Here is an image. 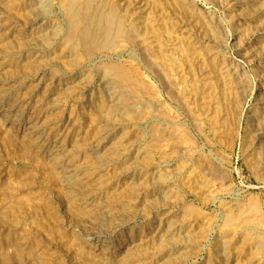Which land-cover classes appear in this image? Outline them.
<instances>
[{
    "label": "rangeland",
    "instance_id": "1",
    "mask_svg": "<svg viewBox=\"0 0 264 264\" xmlns=\"http://www.w3.org/2000/svg\"><path fill=\"white\" fill-rule=\"evenodd\" d=\"M66 1L0 0V102L66 129L78 162L98 155L102 173L80 203L0 121V264H264V148L253 130L264 113L251 117L264 99V0H94L120 29L90 53L66 40ZM35 69L44 82L28 98ZM84 229L101 235L100 249Z\"/></svg>",
    "mask_w": 264,
    "mask_h": 264
},
{
    "label": "bare ground",
    "instance_id": "2",
    "mask_svg": "<svg viewBox=\"0 0 264 264\" xmlns=\"http://www.w3.org/2000/svg\"><path fill=\"white\" fill-rule=\"evenodd\" d=\"M30 1V0H29ZM65 1V0H64ZM94 0H67L65 4H63V9L65 10V14L68 18L69 21V25H70V29H69V33L67 35L66 40H74L77 44H79L80 46H83V48L86 49V51L89 52L90 48L88 49V45H90L91 49H93L92 46H94L96 44L97 41H100L102 36L104 37V39L106 40L107 37H109L112 33H118L120 27H114L112 24V20L114 19V14H111L108 16L107 20L105 22H103V18L101 17V9H100V4L98 6H96L94 9L92 8V4L94 2H92ZM102 1V0H101ZM100 1V2H101ZM106 2V1H105ZM141 2V1H140ZM103 3V2H102ZM101 3V5H102ZM127 3V2H126ZM134 3V2H133ZM98 4V3H97ZM96 4V5H97ZM115 4V3H114ZM119 4V3H118ZM123 4V3H122ZM121 4V6H122ZM141 3H139L140 5ZM144 4V3H143ZM142 4V5H143ZM105 4H103L104 6ZM4 6V5H3ZM31 6V5H30ZM116 7V6H115ZM184 7V6H183ZM4 8V7H2ZM28 8V6H27ZM26 8V9H27ZM111 8V7H110ZM113 8V7H112ZM136 8V7H134ZM139 8V7H138ZM141 8V7H140ZM144 8V6H143ZM31 9V8H30ZM129 9V8H128ZM137 9V8H136ZM40 10V9H39ZM43 10V9H42ZM104 10V9H103ZM112 10V9H111ZM124 10V9H123ZM132 10V9H131ZM109 11V10H108ZM134 11V9L132 10ZM32 12V11H31ZM58 12V11H57ZM104 12V11H103ZM47 13V12H46ZM114 13V12H113ZM131 13V12H130ZM109 14V13H108ZM116 14V13H115ZM134 16H139L138 14H141V11L138 10L136 13H132ZM194 14V13H193ZM246 14V13H245ZM132 15V16H133ZM204 15V14H203ZM65 16V15H64ZM63 16V18H64ZM131 17V16H130ZM116 18V17H115ZM136 19V18H135ZM134 19V20H135ZM4 20V19H3ZM2 20V22H3ZM138 20V19H137ZM32 21V20H31ZM66 21V20H64ZM196 21V20H195ZM122 22V21H121ZM135 22V21H134ZM140 22V21H139ZM19 23V22H18ZM28 23V22H27ZM45 23H47L45 21ZM50 23V22H49ZM112 23V24H111ZM114 21V25H115ZM9 24V23H8ZM12 24V23H11ZM36 24V23H35ZM48 24V23H47ZM51 24V23H50ZM58 24V23H57ZM120 24V22H119ZM135 24V23H134ZM141 24V23H140ZM7 25V24H6ZM14 25V24H13ZM19 25V24H18ZM122 25V24H121ZM150 25V24H149ZM22 26V25H20ZM28 26V25H27ZM56 26V25H55ZM126 26V25H125ZM134 26V25H132ZM136 26V25H135ZM61 27V26H60ZM60 27H58L59 29H61ZM2 26H0V32H4L3 29H1ZM6 28V26H5ZM12 28V27H11ZM124 28V26H123ZM126 28V27H125ZM130 28V27H129ZM254 28V27H253ZM15 29V28H14ZM26 29V28H25ZM35 29V28H34ZM63 29V28H62ZM65 29V28H64ZM133 29V28H132ZM207 29V28H206ZM7 30V29H5ZM9 30V29H8ZM7 30V31H8ZM11 30V29H10ZM33 30V29H32ZM42 30V29H41ZM46 30V29H45ZM52 30V29H51ZM50 30V31H51ZM57 30V29H56ZM134 30V29H133ZM132 30V31H133ZM186 30V29H185ZM14 31V30H13ZM67 31V29H66ZM129 29V33L131 35L132 32ZM10 32V31H9ZM35 32V31H34ZM122 32V31H121ZM125 32V31H124ZM127 32V31H126ZM46 33V32H45ZM50 33V32H48ZM67 33V32H66ZM137 33V32H136ZM24 34V33H22ZM41 34V33H40ZM27 35V34H26ZM34 35V33H33ZM51 35V34H50ZM49 35V36H50ZM58 35V34H57ZM127 35V34H126ZM135 35V34H134ZM175 35V34H174ZM2 36H5L2 33ZM12 36V35H11ZM28 36V35H27ZM62 36V35H61ZM23 37V36H22ZM21 37V38H22ZM56 37V36H55ZM54 37V38H55ZM10 38V37H9ZM48 38V37H47ZM58 38V37H57ZM64 38V36L62 37ZM111 38V37H110ZM130 38V37H129ZM128 38V39H129ZM24 39V38H23ZM50 39V38H49ZM112 39V38H111ZM114 39V38H113ZM136 39L138 40V38L136 37ZM142 39V38H141ZM14 40V39H13ZM40 40V39H39ZM42 40V38H41ZM64 40V39H63ZM103 40V39H102ZM5 41V40H4ZM19 41V40H18ZM27 41V40H26ZM33 41V40H32ZM46 41V40H45ZM49 41V40H48ZM58 41V40H57ZM107 41V40H106ZM136 42V40H134ZM144 41V40H143ZM2 42V41H1ZM51 42V40H50ZM59 42V41H58ZM112 42V41H110ZM131 42V41H129ZM138 42V41H137ZM145 42V41H144ZM143 42V44H144ZM68 43H70L68 41ZM98 43V42H97ZM102 43H105L104 40ZM19 44V43H17ZM51 44V43H50ZM100 44V43H99ZM264 44V43H263ZM262 44V45H263ZM34 45V44H33ZM114 45V44H113ZM136 45V44H135ZM145 45V44H144ZM29 46V45H28ZM36 46V45H35ZM66 46V45H65ZM69 46V45H68ZM76 46V45H75ZM62 47V46H61ZM64 47V46H63ZM123 47V46H122ZM140 47V44H139ZM147 47V45H146ZM71 48V47H70ZM98 48V45H97ZM263 48V47H262ZM27 49V48H26ZM72 49V48H71ZM80 50L82 48H79ZM147 49V48H146ZM25 50V48H24ZM47 50V49H46ZM142 50V49H141ZM37 51V50H36ZM45 51V50H44ZM10 52V51H9ZM25 52V51H24ZM65 52V51H63ZM80 52V51H79ZM144 52V51H143ZM263 52V51H262ZM7 53V52H6ZM11 53V52H10ZM19 53V52H18ZM24 54V53H23ZM22 54V56H23ZM32 54V53H31ZM38 54V53H37ZM44 54V53H43ZM145 54V53H144ZM49 55V54H48ZM71 55V54H70ZM69 55V56H70ZM73 55V54H72ZM85 55V54H84ZM89 55V54H88ZM46 56V55H44ZM183 56V55H182ZM66 57V55L64 56ZM76 57V55H75ZM73 57V58H75ZM82 57V56H80ZM79 57V58H80ZM86 57V56H85ZM15 58V56H14ZM72 58V57H71ZM72 58V60H73ZM88 58V57H87ZM35 59V58H34ZM47 59V58H46ZM92 59V58H91ZM83 60V59H82ZM81 60V61H82ZM86 60V59H85ZM84 60V61H85ZM33 61V60H32ZM48 61V60H47ZM58 61V60H57ZM75 61V60H74ZM50 62V61H49ZM83 62V61H82ZM87 62V61H86ZM147 62V61H146ZM59 63V62H58ZM78 63V62H77ZM75 62V64H77ZM20 64V63H19ZM152 64V63H151ZM4 65V64H3ZM71 65V64H70ZM72 65H74L72 63ZM81 65V64H80ZM155 65V62L153 64V66ZM40 66V65H39ZM61 66V65H60ZM227 66V64H226ZM3 67V66H2ZM36 67V66H35ZM45 67V66H44ZM49 67V66H48ZM53 67V65H52ZM73 67V66H72ZM104 67V66H103ZM222 67V65H221ZM232 67V65H231ZM7 68V67H5ZM32 68V67H31ZM226 68V67H225ZM38 69V68H37ZM34 71V73L32 75H30L26 80V82L29 83V90H28V98L32 97L35 92H37L39 90V88L41 87V85L43 84V80L40 78L39 73L43 75V73L40 72V70ZM46 69V68H45ZM49 69V68H48ZM71 69V68H70ZM79 69V68H78ZM108 69V68H107ZM113 69V68H112ZM160 69V68H159ZM158 69V70H159ZM229 69V68H228ZM236 69V68H233ZM6 70V69H5ZM57 70V69H56ZM119 70V69H118ZM121 70V69H120ZM133 70V69H132ZM226 70V69H225ZM2 71V70H1ZM31 71V70H30ZM60 71V70H59ZM66 71V70H65ZM81 71V70H80ZM79 71V72H80ZM222 71V70H221ZM3 72V71H2ZM22 72V71H21ZM25 72V71H24ZM32 72V71H31ZM61 72V71H60ZM108 72V71H107ZM161 72V70H160ZM243 72V71H242ZM52 73V72H51ZM64 73V72H62ZM219 73V72H216ZM228 73V72H227ZM237 73V72H236ZM221 74V73H220ZM219 74V75H220ZM229 74V73H228ZM11 75V74H10ZM17 75V74H16ZM23 75V74H22ZM21 75V76H22ZM41 75V76H42ZM86 75V74H85ZM109 75V74H108ZM114 75V74H113ZM19 76V75H18ZM56 76V75H53ZM83 77V75H81ZM236 76V75H235ZM2 77V76H1ZM8 77V76H7ZM43 77V76H42ZM85 77V76H84ZM21 78V77H20ZM23 78V77H22ZM106 78V77H105ZM220 78V77H219ZM81 79V78H80ZM104 79V78H102ZM244 79V78H243ZM11 80V79H10ZM17 80V79H16ZM65 80V79H64ZM77 80V79H76ZM221 80V79H220ZM7 81V80H6ZM25 81V80H24ZM55 81V78H49V85L51 86ZM81 81V80H80ZM104 81V80H103ZM114 81V80H113ZM15 82V81H13ZM235 82V81H234ZM243 82V81H241ZM91 83V82H90ZM236 83V82H235ZM240 83V81H239ZM236 83V84H239ZM64 84V83H63ZM104 84V83H103ZM114 84V83H113ZM192 84V83H191ZM242 84V83H241ZM6 85V84H5ZM17 85V84H16ZM73 85V84H72ZM124 85V84H123ZM122 85V86H123ZM228 85V84H227ZM240 85V84H239ZM19 86V85H18ZM44 86V85H43ZM54 86V85H53ZM67 86V85H66ZM89 86V85H88ZM108 86V85H107ZM106 86V87H107ZM8 87V86H7ZM52 87V86H51ZM58 87V86H57ZM61 87V86H60ZM76 87V86H74ZM104 87V85H103ZM244 87V84H243ZM242 87V89H244ZM248 87V86H247ZM9 88V87H8ZM22 87L20 86V89ZM70 88V87H69ZM79 88V87H78ZM88 88V87H87ZM91 88V87H89ZM60 89V88H59ZM63 89V88H62ZM114 89V88H113ZM212 89V88H211ZM222 89V88H221ZM233 89V88H232ZM11 90V89H9ZM15 90V89H14ZM24 90V89H23ZM48 90V89H47ZM123 90V89H122ZM214 90V89H213ZM76 91V90H75ZM74 91V92H75ZM85 88L82 87L80 90V96H82L84 94ZM132 91V90H131ZM147 91V90H146ZM222 91V90H221ZM220 91V92H221ZM242 91V90H241ZM246 91V90H245ZM1 92V91H0ZM22 92V91H21ZM56 92V91H55ZM106 92V91H105ZM110 92V91H109ZM119 92V91H118ZM127 92V91H126ZM214 92V91H213ZM240 92V91H239ZM249 92V91H248ZM13 93V92H12ZM42 93V91L40 92ZM76 93V92H75ZM113 93V92H111ZM152 93V92H151ZM243 93V91H242ZM48 94H50L51 96V90L48 91ZM59 94V92H58ZM77 94V93H76ZM75 94V95H76ZM90 94V93H89ZM110 94V93H109ZM119 94V93H118ZM138 94V93H137ZM248 94V93H246ZM39 95V93H38ZM85 95V94H84ZM83 95V96H84ZM88 95V94H87ZM128 95V94H127ZM176 95V94H175ZM264 95V94H262ZM20 96V95H19ZM58 96V95H57ZM73 96V95H72ZM242 96V95H241ZM4 97V96H3ZM64 97V96H63ZM88 97V96H87ZM124 97V95H123ZM240 97V96H239ZM2 98V97H0ZM5 98V97H4ZM35 98V97H34ZM45 98V97H44ZM67 98V97H65ZM241 98V97H240ZM246 96L243 95L242 99H245ZM249 98V97H248ZM259 98V97H258ZM262 98V97H260ZM52 99V98H51ZM77 99V98H76ZM126 99V98H125ZM12 100V99H11ZM26 100V99H25ZM44 100V99H43ZM54 100V99H53ZM69 100V99H68ZM81 100L78 98V101ZM115 101L117 99H114ZM127 100V99H126ZM254 100V99H253ZM37 101V100H36ZM47 101V100H46ZM121 101V100H120ZM24 102V101H23ZM33 102V101H32ZM49 102V101H48ZM52 102V101H51ZM50 102V104H51ZM68 102V101H67ZM90 102V101H89ZM112 102V101H111ZM114 102V101H113ZM224 102V101H223ZM241 102V101H240ZM254 108L251 112V117L254 120H261V116L262 113H264V99L263 100H256L254 101ZM34 103V102H33ZM42 103V102H41ZM64 103V102H63ZM62 103V105H63ZM219 103V102H218ZM22 101L20 100H13L10 101L9 103H4V102H0V121L2 123V126L8 130L9 134L16 136L20 139L21 144L23 143L24 145L27 146V148L29 147L30 149L37 151L38 153H40V156H44L45 158V162L48 161L49 165L52 167L54 173L57 175V178L60 182L61 187H64L68 192L69 196H74V195H78V200H80L79 202L82 204H89L90 202L93 201V196L89 193H86L89 190H92L93 188L96 187V184L94 183V177L102 170L101 167V163L97 162V156H95V159H93V163H89L90 161H88L89 164H84V163H79L78 162V156L75 157V151H72L69 149L68 142H65L63 139V135L66 131V129H59L56 126L55 127H50L52 123H42L40 121L39 118H34L31 114H29L26 110V106L23 108L21 106ZM28 104V103H27ZM40 104V103H39ZM44 104V102H43ZM81 104V103H80ZM84 104V102H83ZM227 104V103H226ZM225 104V105H226ZM58 105V104H57ZM78 105V104H77ZM76 105V106H77ZM89 105V104H88ZM112 105V104H111ZM224 105V104H223ZM50 106V105H49ZM61 106V104H60ZM46 107V106H45ZM85 107V106H84ZM55 109V108H54ZM58 109V108H57ZM237 109V108H236ZM64 110V109H63ZM30 111V110H29ZM46 111V110H45ZM66 111V110H65ZM168 111V110H167ZM37 112V111H36ZM57 112V111H56ZM59 112V111H58ZM47 115V112H45ZM49 113V112H48ZM142 113V112H141ZM51 114V113H50ZM53 114V113H52ZM110 114V113H109ZM36 115V114H35ZM38 115V114H37ZM41 115V114H40ZM45 115V116H46ZM108 115V113L106 114ZM44 116V115H43ZM56 116V115H55ZM158 116V115H157ZM160 116V115H159ZM237 116V115H236ZM264 116V114H263ZM46 118V117H45ZM44 119V118H42ZM108 119V118H107ZM51 120V119H50ZM92 120V119H91ZM251 120V119H250ZM67 121V119H66ZM264 121V120H263ZM98 122V121H97ZM252 122V121H250ZM113 123V122H112ZM56 124V123H55ZM98 125V124H97ZM54 126V125H53ZM58 126V125H57ZM67 126V125H66ZM71 126V125H69ZM73 126V125H72ZM77 126V125H75ZM107 126V125H106ZM249 126V125H248ZM65 127V126H64ZM74 127V126H73ZM101 127V125L99 126ZM105 129V128H103ZM111 129V128H110ZM160 129V128H159ZM96 130V129H95ZM254 132L256 134V140L258 142V144L261 145V147L264 148V124H261L260 122L257 123L254 126ZM70 131V130H69ZM97 131V130H96ZM75 132V131H74ZM109 130H104L103 133H101V135L103 136L104 139H106L108 137ZM7 133V132H6ZM72 133V132H71ZM76 133V132H75ZM96 133V132H95ZM175 133V132H174ZM173 134V130H168L167 131V135L171 136ZM70 135V134H69ZM113 135V134H112ZM252 135V134H250ZM75 136V135H74ZM94 136V135H93ZM173 136V135H172ZM9 137V136H8ZM145 137V136H144ZM16 138V139H18ZM114 138V137H113ZM248 138V137H247ZM246 138V139H247ZM11 139V138H10ZM9 139V140H10ZM74 139V138H73ZM8 140V141H9ZM15 140V139H13ZM12 140V141H13ZM157 140V138H156ZM18 141V140H17ZM19 141V142H20ZM77 141V140H76ZM98 141V140H97ZM16 142V141H15ZM94 142V141H93ZM14 143V142H13ZM76 143V142H75ZM173 143V142H172ZM183 143V142H182ZM248 143V142H247ZM250 143V142H249ZM23 144H22V148H23ZM74 144V142H73ZM94 144V143H93ZM134 144V143H133ZM143 144V143H142ZM246 144V143H245ZM13 145V144H12ZM81 145V144H80ZM129 145V144H128ZM249 145V144H248ZM247 145V146H248ZM7 146V145H6ZM17 146V145H16ZM84 146V145H83ZM90 146V145H89ZM96 146V145H95ZM100 146V145H99ZM258 146V145H257ZM13 147V146H12ZM82 147V146H80ZM166 147V146H165ZM246 147V146H245ZM251 147V145H250ZM15 148V147H14ZM73 148V147H72ZM79 148V147H78ZM129 148V147H128ZM144 148V147H143ZM252 148V147H251ZM77 149V148H76ZM83 149V148H82ZM90 149V148H89ZM96 149V148H95ZM112 149V148H111ZM92 151V149H90ZM109 150V149H108ZM107 150V151H108ZM175 150V149H174ZM253 150V148L251 149ZM12 151V150H11ZM30 151V150H28ZM88 151V150H86ZM106 151V152H107ZM256 151V150H254ZM258 151V150H257ZM260 151V150H259ZM90 152V151H89ZM36 153V152H35ZM34 153V154H35ZM98 153V152H97ZM128 153V152H127ZM262 153V152H261ZM260 153V154H261ZM37 154V153H36ZM86 154V153H85ZM94 154V153H93ZM96 154V153H95ZM100 154V153H99ZM38 155V154H37ZM106 155V154H105ZM202 155V154H201ZM207 155V154H206ZM36 156V155H35ZM101 156V155H100ZM123 156V155H122ZM125 156V155H124ZM129 156V155H128ZM141 156V155H140ZM91 157V156H90ZM89 157V159H90ZM93 157V155H92ZM130 157V156H129ZM260 157V156H259ZM264 157V156H263ZM39 158V156H38ZM134 158V157H133ZM140 158V157H139ZM204 158V157H203ZM248 158V157H247ZM99 159V158H98ZM132 159V158H131ZM194 159V158H193ZM261 159V158H260ZM264 159V158H263ZM47 160V161H46ZM128 160V159H127ZM110 161V160H109ZM115 161V160H114ZM125 161V160H124ZM81 162V161H80ZM106 162V161H104ZM122 162V161H121ZM120 163V162H119ZM199 163V162H198ZM202 163V162H200ZM199 163V164H200ZM262 163V162H261ZM46 164V163H45ZM123 164V163H122ZM204 164V163H202ZM202 164H200V166L203 168ZM208 164V163H206ZM209 165V164H208ZM103 166V165H102ZM205 166V165H204ZM50 167V168H51ZM104 167V166H103ZM210 167V166H209ZM207 168V167H206ZM208 169V168H207ZM205 169V170H207ZM211 169V168H209ZM104 170V169H103ZM203 170V169H202ZM213 171V170H212ZM260 171V170H259ZM49 172V171H48ZM102 173V171L100 172ZM126 173V172H125ZM129 173V172H128ZM208 173V170H207ZM257 173V172H256ZM259 173V172H258ZM212 174V172H211ZM105 176V174H104ZM125 176V175H124ZM42 177V176H41ZM51 177V176H50ZM100 177V176H99ZM34 178V177H33ZM98 178V177H97ZM57 180V179H56ZM121 181V180H120ZM124 182V181H123ZM98 183V181H97ZM103 183V182H102ZM109 183V182H108ZM222 183V182H221ZM100 184V183H99ZM136 184V183H135ZM59 185V186H60ZM106 185V184H105ZM160 185V184H159ZM155 186V185H154ZM60 188V187H59ZM99 188V187H97ZM102 188V187H101ZM154 188V187H153ZM152 188V189H153ZM100 190V189H99ZM165 190V189H164ZM98 191V190H97ZM96 191V192H97ZM163 191V190H162ZM95 192V193H96ZM103 192V191H102ZM161 192V191H160ZM66 193V192H65ZM100 194V193H99ZM163 194V192L161 193ZM160 194V195H161ZM67 197V196H66ZM77 197V196H76ZM72 198V197H71ZM100 198V197H99ZM67 200V199H66ZM76 201V200H75ZM64 202V201H62ZM78 202V201H77ZM76 202V203H77ZM99 203V202H98ZM100 204V203H99ZM80 205V204H79ZM96 205V203H95ZM246 205V204H245ZM89 206V205H88ZM97 206V205H96ZM99 206V205H98ZM45 207V206H44ZM81 208V207H80ZM90 208V207H89ZM92 208V207H91ZM99 208V207H98ZM104 208V207H103ZM100 210V209H99ZM86 211V210H85ZM103 214V213H102ZM113 216V215H112ZM86 218V217H85ZM114 218V217H113ZM84 220V219H82ZM81 220V221H82ZM95 220V219H94ZM251 220V219H250ZM80 221V222H81ZM86 221V220H85ZM92 222V221H91ZM79 223V222H78ZM90 223V222H89ZM88 223V224H89ZM93 223V222H92ZM103 223V222H102ZM82 224L84 225V223L82 222ZM87 224V223H86ZM105 224V223H104ZM261 224V223H260ZM106 225V224H105ZM77 226V225H76ZM87 226V225H86ZM85 226V227H86ZM89 226V225H88ZM99 226V225H98ZM116 226V225H115ZM177 226V225H176ZM80 227V226H79ZM171 227V226H170ZM78 228V227H77ZM108 230H112L114 231L116 227L112 226V225H108L107 227ZM104 228V229H105ZM173 228V227H172ZM95 229V228H94ZM117 229V228H116ZM119 229V228H118ZM170 229V228H169ZM76 230V229H75ZM93 230V229H92ZM90 229H84V234L90 236V239H96V245L97 248L100 249L102 247V241L100 240L101 235L95 233L97 231V229H95L96 231H92ZM171 230V229H170ZM104 231V230H103ZM107 232V231H106ZM83 233V232H82ZM103 235V234H102ZM87 236V237H88ZM130 234L126 235L127 238L130 239ZM250 236V235H249ZM86 237V236H84ZM123 238V237H122ZM254 238V237H253ZM257 238V237H256ZM88 240V239H87ZM131 240V239H130ZM255 240V239H254ZM110 242V241H109ZM254 242H256L255 244L260 246L262 244V238H257ZM95 243V242H94ZM105 243H103L104 245ZM107 244V243H106ZM110 244V243H109ZM95 245V244H94ZM93 245V246H94ZM110 246V245H109ZM122 247L121 242H116L114 243L110 248L107 249V251L105 250L104 253H115L117 252L120 248ZM218 247V246H217ZM95 249V248H94ZM93 249V250H94ZM104 249V247H103ZM106 249V248H105ZM219 249V248H218ZM217 249V250H218ZM124 251V250H123ZM170 251V250H169ZM122 253V252H121ZM259 255V254H258ZM105 256V255H104ZM222 256V255H221ZM224 256V255H223ZM262 256V255H261ZM260 256V257H261ZM186 257V256H185ZM220 257V256H219ZM264 258V257H263ZM226 259V258H225ZM180 260V259H179ZM261 260H263L261 258ZM180 262H182V260H180ZM186 264V263H185Z\"/></svg>",
    "mask_w": 264,
    "mask_h": 264
}]
</instances>
